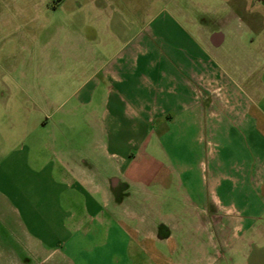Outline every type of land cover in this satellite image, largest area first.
I'll return each instance as SVG.
<instances>
[{
	"label": "crops",
	"instance_id": "obj_1",
	"mask_svg": "<svg viewBox=\"0 0 264 264\" xmlns=\"http://www.w3.org/2000/svg\"><path fill=\"white\" fill-rule=\"evenodd\" d=\"M27 1L33 13L89 15L84 29L126 49L98 73L105 111L88 148L47 163L60 178L54 200L68 207L56 219L63 250L45 248L50 214L34 218V199L2 195L0 227L24 206L38 236H16L0 264H56L62 251L69 264H97L98 253L112 256L103 264H213L217 237L264 264V0ZM164 189L185 193L182 220L151 217Z\"/></svg>",
	"mask_w": 264,
	"mask_h": 264
},
{
	"label": "rangeland",
	"instance_id": "obj_2",
	"mask_svg": "<svg viewBox=\"0 0 264 264\" xmlns=\"http://www.w3.org/2000/svg\"><path fill=\"white\" fill-rule=\"evenodd\" d=\"M4 1L0 0V198L34 199V218L46 211L50 214L43 223L45 248L63 250L58 242L62 224L56 219L68 207L54 200L59 196L60 178L49 173L47 163L58 150L88 148L91 121L105 111V95L100 91L105 81L98 73L108 70L126 47L109 41L104 30L84 29L81 21L89 15L33 13L24 9L27 0H15L16 5L8 7ZM127 16L134 20V14ZM139 32L130 30L124 41ZM147 149L152 153L153 146ZM170 199L176 203L170 204ZM147 208L161 223L174 217L182 220L190 209L180 189L157 192ZM17 211V217L10 218L12 226L0 227V250L12 246L16 236L22 240L26 230L38 236V223L25 221V207L17 206ZM231 241L241 252L240 241ZM216 242L213 264H252L255 252L251 254L249 248L236 255L233 242L230 248L222 246L221 238ZM259 253L264 258V246ZM53 255L56 264H69L63 251ZM110 256L98 253L95 261L111 262ZM122 257L115 255L119 261Z\"/></svg>",
	"mask_w": 264,
	"mask_h": 264
}]
</instances>
